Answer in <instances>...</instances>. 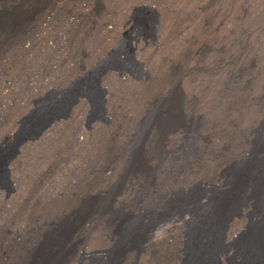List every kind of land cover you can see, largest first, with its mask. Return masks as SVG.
Here are the masks:
<instances>
[{"label":"rangeland","instance_id":"rangeland-1","mask_svg":"<svg viewBox=\"0 0 264 264\" xmlns=\"http://www.w3.org/2000/svg\"><path fill=\"white\" fill-rule=\"evenodd\" d=\"M263 193L264 0H0V264H240Z\"/></svg>","mask_w":264,"mask_h":264},{"label":"bare ground","instance_id":"bare-ground-1","mask_svg":"<svg viewBox=\"0 0 264 264\" xmlns=\"http://www.w3.org/2000/svg\"><path fill=\"white\" fill-rule=\"evenodd\" d=\"M258 9V8H257ZM221 12V11H220ZM186 15V14H185ZM239 20V19H238ZM123 27V26H122ZM183 28V27H182ZM167 33V32H166ZM116 35V34H115ZM104 52V51H103ZM127 55V54H126ZM126 63V62H125ZM110 64V62H109ZM113 66V64H111ZM135 65V64H134ZM139 65V64H138ZM131 65L127 64L126 65H122L119 68V71L122 69H126L128 68V70L130 69ZM135 67V66H134ZM133 67V69H134ZM98 69V68H97ZM118 70V69H117ZM95 71V70H94ZM97 71V70H96ZM126 71V70H124ZM121 72V71H120ZM91 73V72H90ZM89 74V73H87ZM95 73L93 75H89L88 77V81H92V77L94 76L95 78ZM98 77V76H97ZM94 82V81H93ZM74 83V82H73ZM73 85V84H72ZM80 86V85H79ZM79 86H77L76 84L73 85L71 87V90L69 92V94L67 95H63L62 99H60L58 101V104L55 105V102L53 100L52 103L50 104H40L39 108H41L40 110L38 109V112L32 117H30L29 120H26L24 122V124H28L30 121H35L38 119V116H40L42 113H44L45 111H48L51 109L50 112H48L45 116H43L42 118L38 119L36 121V124L34 126H32L30 129L27 127L23 128L22 132L19 134L18 136V143L16 145H20V144H24L25 141H29L32 140L33 138L37 137L39 134H41V132L47 127L49 126L50 123H52L53 121L66 117L72 106L78 101V99L82 96H89V92L91 90L88 91H82V87L79 88ZM99 86V85H98ZM87 87V86H86ZM94 92V91H93ZM104 94V93H103ZM102 93L100 94V98H101ZM54 97V96H53ZM61 97V96H59ZM94 97V96H93ZM85 98V97H84ZM49 102V101H48ZM47 102V103H48ZM57 102V101H56ZM101 102V101H100ZM97 102V103H100ZM28 107V106H27ZM35 109V108H34ZM97 109V108H96ZM94 110V109H93ZM97 116L101 115L99 113L100 112V108L97 109ZM37 111V110H36ZM35 111V112H36ZM32 114V112H31ZM44 115V114H43ZM29 116V115H28ZM96 116V117H97ZM35 117H37L36 119H34ZM28 118V117H27ZM19 119V118H18ZM26 119V118H25ZM28 126V125H26ZM20 130V129H19ZM21 131V130H20ZM29 144V143H28ZM18 145V146H19ZM22 146V145H21ZM20 146V147H21ZM15 150V149H14ZM17 150V149H16ZM15 152H13L11 155V157L9 158V165L10 161L12 159V157L15 156ZM12 163V162H11ZM3 166L5 167V163L3 164ZM254 194V193H253ZM264 194V193H263ZM261 200V199H260ZM219 205V204H218ZM258 206V205H257ZM261 206V205H260ZM243 208V207H242ZM244 209V208H243ZM259 211V210H258ZM220 212V211H219ZM226 213V212H225ZM177 214V213H176ZM223 215V214H221ZM225 215V214H224ZM259 216V215H258ZM186 217V216H185ZM220 218V217H219ZM224 218V216H223ZM225 219V218H224ZM223 219V220H224ZM208 220V219H207ZM252 221V220H251ZM209 222V221H208ZM221 223V222H220ZM208 227V226H207ZM209 228V227H208ZM216 231H221L222 227H220V225H218V228H215ZM194 233L192 234L194 237V239L191 242V245L189 247L188 250V260L186 264H219L221 262V264H225L226 262V257L223 256V254L225 252H227V250L224 248V246L222 244H220V242H216L215 239V234H212L210 232L207 233L206 231H200L201 234L199 235L198 232H196L195 229ZM214 231V230H213ZM247 231V230H246ZM250 232V236L246 235V238L244 239V243L241 245L242 246V250L239 254V257L241 258L240 260V264H264V211L262 212V215L260 216V218H258L257 222L255 223V225L250 228L249 230ZM159 232V231H158ZM157 232V233H158ZM161 233V232H160ZM218 233V232H217ZM221 233V232H220ZM248 234V232H247ZM155 235V234H154ZM223 235V234H221ZM160 236V235H158ZM199 236V237H198ZM231 237L234 235H230ZM230 237V238H231ZM248 237V238H247ZM198 238V239H197ZM243 238V237H242ZM197 239V240H196ZM214 239V240H213ZM234 239V238H233ZM191 241V240H190ZM246 241V242H245ZM214 242V243H213ZM190 243V242H189ZM225 243V242H224ZM189 245V244H188ZM237 246V245H236ZM239 245L236 247L238 248ZM228 249V248H227ZM238 250V249H237ZM231 251V250H230ZM102 254V253H101ZM104 254V252H103ZM187 255V254H186ZM228 255V254H226ZM223 256V257H222ZM238 256V255H237ZM87 257V255H86ZM187 259V258H186ZM185 259V260H186ZM238 260V261H239ZM230 262V261H228ZM233 262V261H232ZM234 263V262H233ZM232 263V264H233ZM231 264V263H230Z\"/></svg>","mask_w":264,"mask_h":264}]
</instances>
